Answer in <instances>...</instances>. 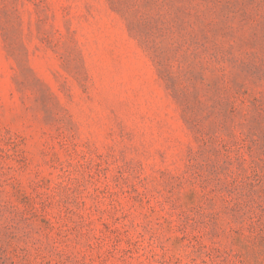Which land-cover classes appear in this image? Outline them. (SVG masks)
<instances>
[{"label": "rangeland", "instance_id": "374dc122", "mask_svg": "<svg viewBox=\"0 0 264 264\" xmlns=\"http://www.w3.org/2000/svg\"><path fill=\"white\" fill-rule=\"evenodd\" d=\"M0 264H264V0H0Z\"/></svg>", "mask_w": 264, "mask_h": 264}]
</instances>
